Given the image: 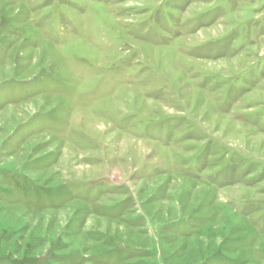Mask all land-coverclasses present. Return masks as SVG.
<instances>
[{
  "label": "rangeland",
  "instance_id": "rangeland-1",
  "mask_svg": "<svg viewBox=\"0 0 264 264\" xmlns=\"http://www.w3.org/2000/svg\"><path fill=\"white\" fill-rule=\"evenodd\" d=\"M0 264H264V0H0Z\"/></svg>",
  "mask_w": 264,
  "mask_h": 264
}]
</instances>
